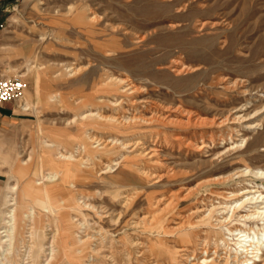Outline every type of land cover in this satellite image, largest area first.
I'll return each mask as SVG.
<instances>
[{"label":"rangeland","instance_id":"1","mask_svg":"<svg viewBox=\"0 0 264 264\" xmlns=\"http://www.w3.org/2000/svg\"><path fill=\"white\" fill-rule=\"evenodd\" d=\"M7 6L0 22V75L19 76L26 91L15 101L11 119L0 122V218L9 210L3 211L8 183L20 193L14 196V208L22 240L13 247V222L6 219L9 223L0 231H8L11 242L0 245V260L32 264L23 251L35 217L46 227V235L60 231L62 199L46 201L45 210L33 205L22 190L23 175L17 174L21 160L37 168L46 145L70 153L73 147L66 144L73 142L76 128L68 121L77 113L96 110L99 100L121 102L114 108L99 107L103 115H113L116 109L130 114L137 107L117 96L106 80L110 76L128 79L137 89V100L158 103L171 112L174 124L140 131L158 154L157 166L125 151L123 156H84L86 171L95 178L92 184L75 182L72 199L83 193L97 207L122 210L110 199L116 186L102 182L104 177L117 181L121 174L124 187L117 183L119 191L137 192L130 211L142 217L150 215L151 204L157 205L159 229H133L126 210L124 223L117 227L98 217L99 211L81 210L75 216L70 208L69 218L78 224V243L72 250L82 257L81 264H105L104 254L97 253L100 248L117 264H179L184 253H198L201 243L212 253L235 254V241H230L234 229L261 231L263 219L241 218L250 213V205L223 227L215 220L217 211L214 219L202 221L198 210L250 186L264 196V180L235 175L245 167L264 170V0H9ZM228 113L240 121L225 122ZM201 142L206 149L194 153L191 147ZM112 162L119 163L113 173L102 174ZM137 169L155 179L148 178L144 189L130 191ZM172 227L195 234V242L182 240ZM131 241L138 245L132 247ZM43 253L41 264H47L45 259L52 256L48 250ZM59 257L55 264L76 260L73 255Z\"/></svg>","mask_w":264,"mask_h":264},{"label":"bare ground","instance_id":"2","mask_svg":"<svg viewBox=\"0 0 264 264\" xmlns=\"http://www.w3.org/2000/svg\"><path fill=\"white\" fill-rule=\"evenodd\" d=\"M76 72L77 70L74 71V73ZM106 80H108V82L112 84L111 86L114 88L115 93L117 94V96L120 97V99H127L130 105H137V107H135L130 114L127 110L126 111L128 114H126L125 111L119 113L117 112L118 109H116V112L115 114L113 113V115H103L101 108H103L104 105L110 108H114L121 102H118L119 98H116L112 102L99 100L98 104H95L96 110L90 109L84 111L83 113H77L76 115H74L73 119H70L68 121V124H74L76 128V133L73 137V142L66 144L67 148L70 146V148L73 147L70 153L63 154L60 150L56 149L57 147L55 148V146L53 145H46L42 151V160L39 166H37V168L27 167L29 162L28 160H21L20 164L17 165V174L23 175L22 177L24 184L22 190L25 192V194L32 198L33 205L39 207L42 210H45L44 204L46 201L51 204V202H54L53 199H55L56 197L60 196V199H62L59 201V205L62 206V209L58 212L60 219L59 233H55L54 235L48 233L46 235V227L41 225L40 221H37V217L33 218L34 225L32 227H29L28 232H26V238H28V241L26 243L27 245L25 251H23V256L27 259H30V262L32 264H41L42 257L44 256L43 252L46 250H48L52 256L51 260L49 261L47 258L45 259L47 261V264H55L56 261L59 260V256H61L62 254L74 256L76 260H73L71 264L82 263V257L80 255L76 257V255L73 254L72 250L73 243H78L76 236H74V232L75 229L78 228V224L77 220H75L72 216L69 218L70 208L72 209L70 211L72 215H75L81 210L86 209L92 210V212L99 211L100 215L98 217L107 218L117 227L123 224L125 221L123 214L125 210H131L132 201L134 199V195H136L137 192L131 193L119 191L120 187L117 186V183L122 185L121 174L117 175V181L111 180L110 177H104L102 178V182H108L109 184L116 186L115 189L110 193V199L112 201H115L116 203H119V205H121L122 207V210L115 213L114 210L112 211L106 206L97 207V205L95 206L94 204H92L89 201L90 199L88 198V196L83 193L81 196L74 197L72 199L71 191L75 190V182L85 183V181H91L90 183L92 184V180L95 178V176L93 177L91 173L89 174L88 171H86L88 170V164L86 163L87 160H85L84 162L82 161V158L84 156L90 159L98 157L100 156V154L107 156H115L117 153V155L123 156L121 152L125 151L126 153L133 155V158L145 160L146 163L150 162L152 166H157L160 163L158 160V154L156 153L155 149L149 146V144L147 143L148 139L142 137L140 135V131L151 127L164 128L169 124H174L171 119V112L164 109V107L162 108L156 102L137 100L135 97L137 89L128 79L118 77L114 78L110 76L107 77ZM25 91L26 89L23 91L20 98H23ZM19 99L17 101H19ZM240 119L241 118L235 116L234 113H228V116L224 121L239 122ZM100 132L108 134L107 137H102L101 135L98 136V133ZM119 135H129V137L131 138H124L127 140H121L119 138ZM152 137L153 136L149 134L148 138L151 139ZM73 143L76 145H72ZM191 148L193 149L194 153H202L206 149V145L201 142L200 144L196 143ZM52 155L55 158L51 157ZM118 164V162H112V165L105 166L101 170L102 174L113 173L112 167H117ZM132 165L133 164H130L128 165V167ZM43 168H47L49 173H43L45 171L43 170ZM137 171L139 172L136 177L137 181L133 183V185L131 186L133 189L130 191H133L138 187L144 189L148 186V178L155 179V177L151 173L148 174L145 171H140V169H137ZM76 174L80 175V177L76 178ZM95 175L97 176V173ZM235 175H239V177L241 178L251 176L259 180H264V170L256 171L249 167H245L244 170L235 173ZM47 182H49L51 185H46ZM19 194L20 193L17 191L15 186H11L6 183L5 204L3 211L7 210L8 208L9 210L8 212L3 213L5 216L4 218H0V230L4 227L5 224L9 223V221L6 222V219L11 218L14 228V236L12 237L14 240L13 247L16 241L22 240L19 234L21 230L18 229L19 223L17 222V208H14V198ZM224 199H226L225 202L222 201V203H219L216 206L211 205L212 207L210 209L204 208L198 210V212L202 213L201 220L205 221L209 219H214V217H212V214L217 211V217L219 218H215V220H217V225H219V227H223L225 225H229L233 221V218L236 217L238 212L244 210L248 205L251 206V211L248 209L250 213L241 216V218H243V221L255 219L264 220V196L261 195L258 190H256V187L250 186V189L246 188V190L242 191L239 194L230 192L226 194V198ZM12 206L13 209H11ZM156 206L155 204H151L149 209L150 215H144L142 217H139L136 211H130L128 217L131 222V227L133 229H137L140 228L142 225H145L148 226L149 229L155 228L158 230L159 211L157 212L156 210H154L156 209ZM192 214H195V212L190 213V215ZM1 221L3 226L1 225ZM172 228L173 229L171 230V232H174V234H179V237L182 240L185 239V241H189L192 243L195 242V234L186 232L180 233V227ZM255 229L256 232L248 226L246 232L241 231L239 229H234L232 231L233 237L230 236V241H235L233 244L235 246V254H229L225 252L223 253L224 255H222V252H220V254L217 253L216 250L212 253L209 251V248H206L207 244L201 243L199 244V249L201 250L198 253H184L183 258L179 261V264H218L220 262H222L223 264H264V225L261 231L257 227ZM48 231L50 230H47V232ZM4 233H6V235L2 236V234ZM3 237L9 239L4 240L3 242ZM46 240H48L47 247L45 246L47 245V242H45ZM7 241L11 242V238L8 234V231H0V245ZM218 242L219 239H217V243ZM131 243L132 247L134 248L138 245V242L133 243L131 241ZM52 245H56V247L58 248L57 251H54L52 249ZM67 247L70 248L67 249ZM105 250L106 249L102 250L101 248L97 250V253L104 254L102 259L104 258V260H106L105 264H117L113 259V255H111L109 252H106ZM174 259L175 258L173 257L172 260ZM0 264H5L3 259L0 260Z\"/></svg>","mask_w":264,"mask_h":264},{"label":"built area","instance_id":"3","mask_svg":"<svg viewBox=\"0 0 264 264\" xmlns=\"http://www.w3.org/2000/svg\"><path fill=\"white\" fill-rule=\"evenodd\" d=\"M25 88V83L19 76L0 75V105L5 102L17 101Z\"/></svg>","mask_w":264,"mask_h":264},{"label":"crops","instance_id":"4","mask_svg":"<svg viewBox=\"0 0 264 264\" xmlns=\"http://www.w3.org/2000/svg\"><path fill=\"white\" fill-rule=\"evenodd\" d=\"M9 0H0V22L4 12L7 10ZM1 24V23H0ZM17 107L15 102H5L0 105V122H7L14 114V110Z\"/></svg>","mask_w":264,"mask_h":264}]
</instances>
